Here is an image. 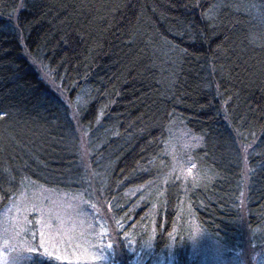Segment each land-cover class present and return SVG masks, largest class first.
Returning <instances> with one entry per match:
<instances>
[{"label":"trees","instance_id":"1","mask_svg":"<svg viewBox=\"0 0 264 264\" xmlns=\"http://www.w3.org/2000/svg\"><path fill=\"white\" fill-rule=\"evenodd\" d=\"M36 190L127 262L264 264V0H0V210Z\"/></svg>","mask_w":264,"mask_h":264},{"label":"rangeland","instance_id":"2","mask_svg":"<svg viewBox=\"0 0 264 264\" xmlns=\"http://www.w3.org/2000/svg\"><path fill=\"white\" fill-rule=\"evenodd\" d=\"M194 142V137L182 133L177 138L182 144L179 155ZM115 235L104 201L89 203L79 195L36 190L0 210V264H20L35 252L68 264H143V258L136 261L133 254L128 262L122 259L119 246L113 244ZM252 253L248 244L241 249L242 258H251Z\"/></svg>","mask_w":264,"mask_h":264},{"label":"snow or ice","instance_id":"3","mask_svg":"<svg viewBox=\"0 0 264 264\" xmlns=\"http://www.w3.org/2000/svg\"><path fill=\"white\" fill-rule=\"evenodd\" d=\"M42 235H44V233L42 232Z\"/></svg>","mask_w":264,"mask_h":264}]
</instances>
